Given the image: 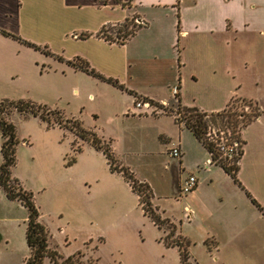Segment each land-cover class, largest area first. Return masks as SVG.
Returning a JSON list of instances; mask_svg holds the SVG:
<instances>
[{
	"label": "rangeland",
	"instance_id": "374dc122",
	"mask_svg": "<svg viewBox=\"0 0 264 264\" xmlns=\"http://www.w3.org/2000/svg\"><path fill=\"white\" fill-rule=\"evenodd\" d=\"M132 21L137 23L134 17ZM106 34L114 36V32ZM0 52L3 53L1 49ZM1 53L0 101L29 99L47 105L60 110L67 118L74 117L82 127L110 141L117 162L129 167L135 178L150 185L157 212L176 225L173 233L166 224L156 225L125 178L110 170L103 153L68 126L48 127L38 117H22L12 111L8 119L15 125L18 139L12 175L24 189L32 192L39 221L48 233L50 249L63 256L80 252L82 260L88 264H183L179 247L171 241L185 233L191 240L186 246L190 254L186 264H221L212 258L205 244L208 241L201 238L202 228L184 215L181 201L187 193L180 190V183L191 170L186 168L178 174L179 159L169 157L168 150L179 144L180 137L187 146L188 163L199 161L198 168L193 171L199 186L195 200L211 197L210 190L216 189L218 184L225 187V198L250 199L218 165L209 166L211 173H206L204 160L208 154L190 131L183 127L185 132H179L178 136L176 126L179 123L170 115L178 103L173 101L170 91L168 101L173 102H169L168 114H161L160 122L153 118L122 116L106 119L110 112L106 114L99 97L106 98L109 105L114 103V106L116 102H125L126 97H115L104 89L84 83L78 93L72 92L68 86L72 78L61 75L63 65L41 52L32 54L36 62H32L31 57H4ZM212 61L207 67L201 61L189 60L181 71L182 94L186 101L213 106L224 95L219 87L240 80L243 84L234 94L258 101L260 116L241 129V138L246 144L238 179L240 181L241 177L247 182L245 190L264 209V83L258 87L253 85L251 77L258 74H247L237 59L225 63L215 56ZM193 73L199 75V80L191 78ZM207 74H214L213 85ZM89 93L94 97L89 98ZM227 104L241 108L243 103L240 97L233 96ZM92 111L97 112L96 119ZM161 131L170 134L166 143L157 139ZM1 140L0 135V144ZM77 146L81 151H75ZM72 157H75L73 162ZM1 160L0 153V163ZM168 162L173 165L171 170L164 168L163 163ZM26 219L24 205L8 199L0 187V264H22L29 255L25 242ZM43 264L53 263L46 257ZM260 264H264V253Z\"/></svg>",
	"mask_w": 264,
	"mask_h": 264
},
{
	"label": "crops",
	"instance_id": "0c3cea01",
	"mask_svg": "<svg viewBox=\"0 0 264 264\" xmlns=\"http://www.w3.org/2000/svg\"><path fill=\"white\" fill-rule=\"evenodd\" d=\"M176 3L177 0H0V30L41 47H51L52 51L47 49L53 55L35 50L1 32L0 49L3 53H0L4 57L23 55L36 62L37 58L32 54L41 52L63 65L60 67L61 75L72 78L68 85L72 92L78 93V88L84 83L104 89L115 97L130 98L128 102H116L114 106V103L109 105L106 98L99 97L100 105L106 107V114L110 112L106 119L122 116L127 119L153 118L160 122L163 116L152 115L145 108H136L135 99L168 101L170 87L174 84L179 85L181 105L195 106L206 112L221 110V106H225L233 96L244 98L234 94L236 88L243 84L238 80L219 87L224 95L217 105L186 101L182 94L184 78L181 71L189 60L201 61L209 67L215 56L225 63L232 58L237 59L247 74H258L251 77L253 85L258 87L264 83V0H180L178 6ZM131 17L141 24L124 43L108 41L97 34L102 27ZM76 57L87 61L102 76L117 80L123 89L67 63ZM207 76L213 85L214 74ZM191 78L197 81L199 75L193 73ZM88 95L89 98L94 97L93 93ZM248 100L258 105L257 100ZM95 112L92 111L91 115L96 119ZM172 120L175 122L174 118ZM177 125L179 136V132H185V127ZM168 135L161 131L157 139L166 143L170 138ZM177 142L182 155L177 161L176 172L182 174L189 168V174H194L199 161L189 164L185 156L187 146L180 137ZM201 147L206 153L202 144ZM244 153L237 176L243 169ZM200 156L203 158L202 152ZM207 161L208 155L204 160L208 174L211 173V164ZM163 164L166 170L173 167L169 162ZM223 173L233 181L224 170ZM239 178L244 189L233 182L237 189L247 194V182ZM196 180V186L188 195L183 194L184 203L181 201V205L186 219L202 228L201 238L208 241L205 244L212 258L221 264H260L264 253L262 211L249 196V201L246 198H225V187L219 184L210 190L211 197L195 200L199 190L197 177ZM184 235L191 242L190 237Z\"/></svg>",
	"mask_w": 264,
	"mask_h": 264
},
{
	"label": "trees",
	"instance_id": "16d2710c",
	"mask_svg": "<svg viewBox=\"0 0 264 264\" xmlns=\"http://www.w3.org/2000/svg\"><path fill=\"white\" fill-rule=\"evenodd\" d=\"M115 1L120 2V0ZM179 2L180 0H177L176 6H178ZM132 20L133 17L125 18L122 22L116 23L115 25L104 26L97 32V34L102 36L105 40L116 41L122 44L135 33L136 29L141 24L140 22L134 23ZM0 32L6 36L17 39L35 50H40L45 54L53 55L45 46L41 47L4 30H0ZM108 32H114V36L107 35L106 33ZM82 36L87 37L88 34H82ZM57 58L61 60L60 57ZM67 63L100 80L123 89V86L120 85L117 80L102 76L91 68L87 61L80 57L67 61ZM178 101L177 112L180 113V118L176 117L172 111L170 112V115L174 116V120L187 128L202 144L208 153L210 164L221 167L240 188L244 189L237 176L240 169V159L245 145V141L241 138V129L260 115L261 111L259 110L258 105L252 100L241 98L243 103L241 108L231 107L226 104L225 107L219 111L206 112L195 106L181 105L179 98ZM11 112L17 113L22 117L30 115L38 117L42 122L46 123L48 127L54 125L59 127L68 126L81 139L87 140L96 150L103 153L110 170L112 172L120 173L125 178L131 189L139 196V202L145 213L150 215L156 225L162 226L166 224L172 229V233L173 230H176V225L173 224L169 218H161L160 214L157 212V208L152 203L153 192L150 185L135 178L129 167L117 162L111 149L110 141L107 142L102 137L98 136L95 131L82 127L80 121L74 119V117H65L58 109L50 108L47 105L36 103L29 99H4L0 101V135L2 138L0 144V153L2 156L0 163V187L3 189L4 194L8 199L19 201L27 209L25 242L29 250V255L24 258L22 264H43L44 258L46 257H48L53 264L88 263L82 260L83 254L80 252L63 256L56 250L49 248L48 233L45 226L39 221V211L34 203L32 192L24 189L18 178L12 175V167L16 162L15 149L18 139L16 137L15 125L8 119V115L11 114ZM158 114L161 115L168 113L167 110H164ZM212 126H218L222 129L226 134L227 142L235 145V154L231 159L228 160L222 155V152L219 150L220 141L218 138L210 139L206 136L208 128ZM75 151H81L80 146H77ZM73 161H75V157L71 158V162ZM247 195L264 215V210L260 204L252 198L248 192ZM171 244L179 247L183 264H186L188 258H190L186 246L190 244V241L179 235L177 240L171 241Z\"/></svg>",
	"mask_w": 264,
	"mask_h": 264
},
{
	"label": "built area",
	"instance_id": "2783aa9c",
	"mask_svg": "<svg viewBox=\"0 0 264 264\" xmlns=\"http://www.w3.org/2000/svg\"><path fill=\"white\" fill-rule=\"evenodd\" d=\"M172 96L174 98V101H177L178 103V98H179V85L174 84L170 87ZM134 106L136 108H145L147 110H150V113L153 115H156L160 112H163L164 110H169V102L168 101H153L151 99L147 98H136L134 102ZM178 107L174 110V114L176 117L180 118V113L177 112ZM172 111V110H171ZM173 112V111H172ZM214 135V137H213ZM206 136L210 139L213 138H218L220 143H219V150L222 152V155L226 157V159H231L234 154H235V145L230 144L227 142L226 134L225 132L220 129L218 126H212L208 128L206 132ZM169 155L172 156L173 158L180 159L182 155V151L180 148L179 144L173 145L169 149ZM208 164H210V158H208L207 161ZM197 180L196 177L193 174H189L183 181L180 183V190L183 193H189L195 186H196Z\"/></svg>",
	"mask_w": 264,
	"mask_h": 264
}]
</instances>
